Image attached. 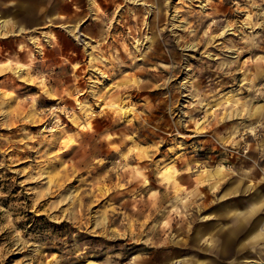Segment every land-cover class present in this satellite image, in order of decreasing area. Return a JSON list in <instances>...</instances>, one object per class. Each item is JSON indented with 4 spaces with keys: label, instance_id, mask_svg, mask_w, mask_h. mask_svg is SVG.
Instances as JSON below:
<instances>
[{
    "label": "rangeland",
    "instance_id": "rangeland-1",
    "mask_svg": "<svg viewBox=\"0 0 264 264\" xmlns=\"http://www.w3.org/2000/svg\"><path fill=\"white\" fill-rule=\"evenodd\" d=\"M2 19L0 264H264L263 242L206 249L237 215L256 225L236 245L264 228V0Z\"/></svg>",
    "mask_w": 264,
    "mask_h": 264
},
{
    "label": "bare ground",
    "instance_id": "bare-ground-1",
    "mask_svg": "<svg viewBox=\"0 0 264 264\" xmlns=\"http://www.w3.org/2000/svg\"><path fill=\"white\" fill-rule=\"evenodd\" d=\"M22 7V6H21ZM28 10V9H27ZM26 10V11H27ZM33 10V9H32ZM4 22L5 19L0 21V34L2 29H4ZM121 111L127 114L130 109L128 108H121ZM168 178H172V176H167ZM210 218V217H209ZM254 220L251 214L246 215L245 213L241 216L237 215L235 218H232L231 225H229L227 229H216L213 232V237L215 239L214 243H208L207 250H212L217 252L220 251L223 255H228L227 253L232 250L236 253H242L243 251L247 252L246 246L254 245L259 242L264 243V228L261 227L259 231H255L251 233L244 241L240 242L236 245L237 240L239 239L240 232H245L246 229L252 230L255 228ZM256 223V222H255ZM205 247V246H204ZM203 247V248H204ZM220 257H223L219 254Z\"/></svg>",
    "mask_w": 264,
    "mask_h": 264
}]
</instances>
